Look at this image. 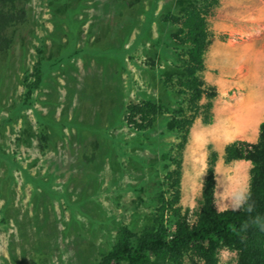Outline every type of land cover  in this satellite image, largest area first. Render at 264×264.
<instances>
[{"label":"rangeland","instance_id":"1","mask_svg":"<svg viewBox=\"0 0 264 264\" xmlns=\"http://www.w3.org/2000/svg\"><path fill=\"white\" fill-rule=\"evenodd\" d=\"M170 1L19 0L0 23L7 38L0 50V264H98L124 229L142 232L151 223L159 205L153 192L166 191L161 183L174 166L164 158L176 143L166 129L171 112L145 132L151 139L127 127L125 115L130 103L179 99L161 82L180 51L171 36L180 26L165 20ZM219 2L207 17L213 37L263 34L264 0ZM235 100L225 93L218 107L227 111ZM226 119L207 123L208 136L200 120L190 131L177 204L190 221L212 151L219 155L217 209L246 201L252 165L225 161ZM237 263L236 251L219 252L217 264ZM183 264L205 263L186 255Z\"/></svg>","mask_w":264,"mask_h":264},{"label":"trees","instance_id":"2","mask_svg":"<svg viewBox=\"0 0 264 264\" xmlns=\"http://www.w3.org/2000/svg\"><path fill=\"white\" fill-rule=\"evenodd\" d=\"M18 1L0 0L4 6L0 10V23L13 15ZM219 3V0H171L168 3L165 20L180 26L171 35L180 51L175 49L176 67L163 72L161 82L164 87L170 85L179 99L171 106L154 100L130 103L126 108L125 125L143 133V139H151L145 132L155 131L162 115L171 112L165 120L167 132L176 140L172 148L175 154L168 152L164 158L174 166L171 170L168 169L170 163L163 166L164 170L168 169L161 183L166 185V191L157 193V188L153 192H156L159 205L152 212L149 226L142 232L124 229L119 241L101 256L98 264H183L186 255L195 263L198 259L205 264H217L218 254L223 249L238 253L237 264H264V120L255 143L236 140L225 147L227 163L248 160L252 165L249 191L241 209L220 211L216 207L215 166L219 155L215 151L208 160L202 199L199 210L194 212V219L189 220L188 209L182 211V207L177 206L181 197L183 151L191 128L199 118L205 124L213 121L212 108L217 89L207 83L204 71L205 56L213 38L207 17ZM0 39L3 40V43L0 41L1 50L7 45V38L0 35ZM35 75L33 86L38 87L41 81L39 66ZM140 144L144 146L142 141ZM158 163H148L145 167L150 165L154 169ZM148 178L151 179L150 175ZM141 189L147 191L148 187ZM168 191L171 197L165 199Z\"/></svg>","mask_w":264,"mask_h":264},{"label":"crops","instance_id":"3","mask_svg":"<svg viewBox=\"0 0 264 264\" xmlns=\"http://www.w3.org/2000/svg\"><path fill=\"white\" fill-rule=\"evenodd\" d=\"M250 15V18L255 19V13L251 12ZM245 34L248 35L247 32ZM205 64L204 78L217 89L212 108L213 120L215 122L218 119L221 121L223 117L227 118L228 125L221 130L225 142L221 149L225 152L226 145L236 140L255 143L260 124L264 120V31L263 34L252 33L246 40L238 39L235 42L213 37L205 56ZM212 70L218 74V78L212 79ZM225 93L229 95L231 102L233 98L236 99L235 104L229 105L227 111H223V106L218 107ZM197 120L202 122L200 118ZM197 120L193 126H196ZM208 125L202 124L205 136L208 132L210 135ZM209 140L218 148L215 143L220 138L214 135Z\"/></svg>","mask_w":264,"mask_h":264}]
</instances>
